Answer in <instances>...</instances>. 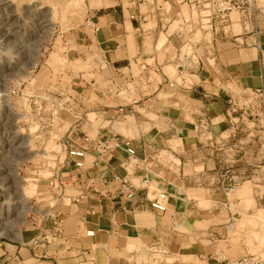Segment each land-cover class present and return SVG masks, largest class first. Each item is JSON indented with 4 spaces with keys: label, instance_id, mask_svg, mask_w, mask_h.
Returning <instances> with one entry per match:
<instances>
[{
    "label": "crops",
    "instance_id": "1",
    "mask_svg": "<svg viewBox=\"0 0 264 264\" xmlns=\"http://www.w3.org/2000/svg\"><path fill=\"white\" fill-rule=\"evenodd\" d=\"M190 1L87 0L88 16L98 30L78 32L77 51L82 54L80 46L92 43L109 74L98 80L89 72L72 76L62 97L69 106L67 129L130 138L138 159L152 157L150 183L145 186L142 171L122 150L95 167L87 157L85 174L107 193L55 208L64 219L61 244L32 249L0 241L3 263L162 264L169 252L200 256L203 235L197 226L214 217L205 204L222 192V168L243 180L235 190L238 198L254 204L247 178L257 175L264 184V171L254 168L262 159L264 95L252 94L264 88V3L254 0L238 12L237 21L232 12L206 18L203 27L194 20ZM189 51L194 55L187 59ZM236 95L250 98V104L234 133L225 101ZM114 172L127 173L142 195L146 188L149 196L168 192L167 210L134 209V201L115 192ZM80 191L77 184L67 189L70 195ZM242 210L248 213L245 206ZM175 227L184 232L172 231ZM85 229L95 234L85 237ZM195 232L199 235L192 240ZM33 234L30 230L25 239Z\"/></svg>",
    "mask_w": 264,
    "mask_h": 264
},
{
    "label": "rangeland",
    "instance_id": "2",
    "mask_svg": "<svg viewBox=\"0 0 264 264\" xmlns=\"http://www.w3.org/2000/svg\"><path fill=\"white\" fill-rule=\"evenodd\" d=\"M10 1L12 2V8L3 9L0 7V24L7 25L6 27H10L12 24L15 27L16 25L17 27H21L19 23H23L22 26H27L26 29H19V32L21 31L19 35H23L20 39L22 38L21 40L24 41V44L25 41L32 39L34 33L37 35L39 31L40 33L42 32L38 22L39 15L36 13L37 10L48 9L49 12L50 24L47 26L43 36L36 42V46L32 48L28 47L27 42L24 45L26 50L30 48L28 50L29 53L27 52L25 54L24 61L27 63L25 64L24 62L25 65L21 66V68L17 70L18 72L16 71L15 73L14 71V73L8 74L5 77L7 83L6 90L9 85H11L17 90V95L8 98L5 96L6 93H4V95H2L3 102L0 106V114H4V112H6L7 99L9 102L8 105L11 108L10 117L12 115L16 116L15 119L13 116L11 119L10 117H5V123L0 124V135L1 133L5 135V133L11 134L10 131H16L18 135L28 137L27 147L29 146L30 152L27 154L29 157L22 158H18L17 151L21 147H19L17 143H13L9 139L8 141L1 139L6 142V146L12 144L17 148L15 153H12V147L10 148L11 156L13 154L12 157L10 156L13 165L9 161V166L12 169V173H14L15 170V172L20 174V177L22 176L21 178L26 179V182H23L24 179H22V181L20 180V189L24 195L23 200L27 202L26 206H29L30 203L34 208L40 205L41 208L45 209L52 203H48L47 196H39L37 193L40 191L45 194L48 190L46 188L48 187L46 182L50 175V169L47 168L46 165L57 167L58 157L59 161H62L64 158V150L60 145V139L62 135L67 132L69 124L66 120L68 116V111L66 109H61L57 116L51 114L50 110L53 106L52 99H62L64 90L69 86L72 76L80 74V72H89V75H86L91 77L96 76L97 80L102 75L107 76L109 72L92 43V45L88 43L86 46H80L84 55L77 51V33L81 31H90V28L86 27L84 22V19L88 16L87 0ZM261 1L264 3V0ZM33 5L37 9L35 12L30 9ZM203 10L204 9H199L201 15L208 13ZM192 14L194 20H201L200 23H202V26L207 27V17L199 15L196 9H192ZM231 17L237 21L239 13L233 11ZM35 26L37 27L34 28ZM4 33L5 30H0V40L3 39L1 36H3ZM33 39L34 42L37 40L35 36ZM9 42L0 41V76L2 73L5 74V72L10 71V69L11 71L15 70L14 61L16 60V62H18L17 58L21 61L23 57H18L16 53L18 48L17 43H12L11 40ZM28 44H30V42H28ZM11 53L15 54L14 61L11 60ZM99 59L101 61L98 62ZM7 62H11L12 66L9 67ZM1 81L0 78V90H2ZM62 101L65 102L64 99H62ZM22 113L25 115H22ZM10 120H12V126ZM13 127L15 130L12 129ZM43 148L49 151L46 156H42V152H40ZM24 150L25 149H23V152ZM35 154L36 156H34ZM3 156L5 157V153H0V157ZM31 157H33L32 160H30ZM258 158L260 159L259 154ZM14 159L18 160L12 161ZM258 163V166L256 165L254 168L264 171V159H260ZM1 172L3 176L1 174L0 186H4L3 182L12 183L8 176H6L7 178L4 176L6 170ZM37 173H39V176H37V179H34V175H37ZM252 178L253 179H247L251 180L253 184V205H245V203L241 201V198H238L236 195L237 191H233L229 197H226L221 192L218 195H212L207 201L205 206L211 207L210 209L213 211L214 217H212L213 219L210 221L205 222L204 225L200 227L197 226V230L201 231L203 235L202 238L198 240L199 245L202 247L200 256H180L179 254L169 252L167 256H163L162 259L166 258V261L170 262L176 260V264H220L222 259L235 258L248 253L261 254L264 248V211H258L257 208L264 207V184L259 181L257 175ZM242 181L243 180L240 182ZM15 183L14 181V184ZM239 185H237V187ZM16 195L18 194L16 193ZM207 198L208 197H205L203 199L205 200ZM6 201L7 199H4L2 196L0 197V208H5ZM20 202L22 203V201ZM198 205L201 206L202 204ZM243 206L246 207L248 213L242 210ZM9 222L10 226L8 227L9 229L5 231L6 233H0V241L13 244L16 243L20 246L19 243L23 240L26 243L25 246H28L27 244H29L28 241L31 237L25 239V234L27 235L30 233L29 228H31V224L29 222H17L18 234L21 237V240H18L10 231V227L12 228L13 225L11 224V220ZM172 231L179 233L184 232L180 227L172 228ZM190 234L192 240L194 239V234L197 236L199 235L196 232ZM158 248L160 247H157V249ZM158 256L161 257L160 255H157V257ZM0 264H5L1 261V257Z\"/></svg>",
    "mask_w": 264,
    "mask_h": 264
},
{
    "label": "built area",
    "instance_id": "3",
    "mask_svg": "<svg viewBox=\"0 0 264 264\" xmlns=\"http://www.w3.org/2000/svg\"><path fill=\"white\" fill-rule=\"evenodd\" d=\"M253 4L254 0L190 1L191 9L198 10L199 14V9H204L203 11H207L208 13L201 16L207 17L208 19L213 16L224 17L233 11L244 12L252 7ZM84 22L85 26L90 28L93 32L98 30V27L95 25L91 17L87 16L84 19ZM193 55L192 51H189L185 55V58H191ZM5 93V96L9 98L13 95L16 96L18 92L15 87L9 85ZM252 94L255 98L262 97L264 95V88H256ZM1 96L2 95L0 94V106L3 102V97ZM249 100L250 98L236 95L229 96L225 101L227 122L234 133L241 129L242 124L247 118V116L244 115V109L249 106ZM52 102L53 106L50 111L53 116H57L61 109L69 111V106L66 102H63L62 99L53 98ZM22 115L25 114L22 113ZM60 145L64 150V158L62 161H59L58 157L57 167H51L48 164L46 165V167L50 169V175L47 178L48 190L45 194L40 191L37 193L39 196H47L48 203L52 204L44 209L41 208L40 205H38L37 208H34L33 205L29 203L30 209L25 215L24 222H29L31 224V228L29 229L34 232L28 241L29 244H27L32 249L38 247L40 244H44L46 248H48L61 244L65 241L66 236L63 227L64 219L61 214L56 211V207L58 208L66 204H76L81 200L88 198L90 195H105L107 193L106 189L100 190L97 188L93 177L85 174V161L87 160V157H91L90 166L95 167L100 164L107 163L108 158L113 153L122 150L126 153L128 162L130 164H134L136 169L142 171L141 180L145 183V186L150 183L149 174L151 171L148 166V161L151 160L152 157L144 156L143 158L138 159L136 156V149L130 138L122 137L112 131L107 132L106 135H100L96 132L92 135L70 128L62 135ZM27 149L29 150V147H27ZM40 152H42V156H46L49 151H46V149L43 148ZM36 154L34 156H36ZM260 155L261 158L264 159V144L260 149ZM32 159L33 157H31L30 160ZM70 171L72 173L68 174ZM18 176L20 177L19 173ZM37 176H39V173L34 175V179H37ZM218 176L221 183L222 193L226 197H229L235 187L239 184L240 180L237 175L233 174L227 168L220 169ZM102 181L104 183L108 182L105 177L102 178ZM111 181L115 183V192L118 195L124 197L128 201H134V209H150L158 212H165L167 210L169 194L165 190H156L151 196H149L148 188H146V193L142 195L130 182L127 173L122 175L114 172L112 174ZM23 182H26V179H24ZM73 184L80 186L81 191L76 195H70L67 192L68 187ZM0 187L1 196L6 199V191L9 190V187L7 185L3 187L1 185ZM9 198H11V195ZM14 201L15 199L13 202ZM11 205L13 208L10 210L15 212L18 204L11 203ZM91 212L94 213L95 210L91 209ZM94 234L95 232L93 229H85L83 232L85 237H91ZM19 244L25 245L26 243L21 240ZM17 264L23 263L17 262ZM162 264H174V262L164 261ZM220 264H264V248L261 255L243 254L235 258L222 259Z\"/></svg>",
    "mask_w": 264,
    "mask_h": 264
},
{
    "label": "bare ground",
    "instance_id": "4",
    "mask_svg": "<svg viewBox=\"0 0 264 264\" xmlns=\"http://www.w3.org/2000/svg\"><path fill=\"white\" fill-rule=\"evenodd\" d=\"M0 7H2L3 9H8V8H12V2L10 1V0H0ZM30 9L32 10V11H36L37 9H36V7L33 5V7L31 6L30 7ZM2 10V9H1ZM27 10V9H26ZM5 12V11H4ZM38 15H39V20H38V22H39V24H40V28H41V33H40V31H39V34H35L34 33V35H33V37L35 36V38H37V40L34 42V39H33V37H32V39H29L28 41H25V44H26V42H27V46L28 47H34V46H36V42H38V40L43 36V33L44 32H46V28H47V26L50 24V18H49V12H48V9H44V10H40V11H38L37 10V12H36ZM11 14H14V13H11ZM3 15V14H2ZM4 16V15H3ZM7 16V15H6ZM1 18V17H0ZM4 18V17H3ZM38 19V18H37ZM18 20V19H17ZM2 23V22H1ZM11 23V22H10ZM17 23V22H16ZM18 24V23H17ZM25 24V23H24ZM30 24V23H29ZM37 24V23H36ZM52 24V23H51ZM19 25L21 26V27H17V25H16V27L12 24L10 27H6L7 25H4V24H0V30H5V33H4V35L3 36H1V38H3L2 40H0V41H12V43L13 42H16L17 43V45H18V48H17V51H16V53L18 54V57H20V56H23L22 57V60L21 61H19V58H17L18 59V62H16V60L14 61V68H16L15 70H13V68H12V70L13 71H11V69H10V71H8V72H5V74H1V76H0V78H1V85H2V90H0V94L1 95H4V93H5V91H6V87H7V83H6V75H8V74H11V73H14V71H15V73H16V71L18 70V69H20L21 68V66H23V65H25L27 62H25L24 61V59H25V54L28 52V50L30 49H27L26 50V48L24 47V41L23 40H21L20 39V37H23V35L22 36H20L19 35V33L21 32H19V29L20 30H22V29H26V27H24V26H22L23 25V23H19ZM35 25V24H34ZM28 27H29V25H28ZM37 26H35L34 28H36ZM39 27V26H38ZM33 28V29H34ZM48 28H50V27H48ZM33 32V31H32ZM24 33V32H23ZM22 33V34H23ZM37 33V32H36ZM46 34V33H45ZM11 37V38H9V37ZM28 42H30V44H28ZM1 44V43H0ZM9 44H10V42H9ZM4 45V44H3ZM8 45V44H7ZM6 45V46H7ZM16 45V44H15ZM5 47V46H4ZM8 49V48H7ZM25 49V50H24ZM33 50V49H32ZM29 53V52H28ZM12 58V57H11ZM28 58V57H27ZM29 58H30V56H29ZM32 58V57H31ZM2 60V59H1ZM4 60V59H3ZM24 62H25V64H24ZM31 62V61H30ZM34 63V62H33ZM7 65L9 66V67H11L12 66V64H11V62H7ZM6 65V66H7ZM1 70V69H0ZM4 71V70H3ZM1 72V71H0ZM18 72V71H17ZM2 97V96H1ZM8 101H7V99H6V104H7V107H6V112H4V114H0V124H2V123H5V121H4V119H5V117L7 116V117H10V114H11V108H10V106L8 105ZM13 116V118L15 119V115H12ZM12 116L10 117V119L12 118ZM11 121V123H12V120H10ZM13 125V123L11 124V126ZM13 130H15L14 129V127L12 128ZM13 132V133H12ZM10 133L11 134H6L5 133V135H3V133H1V135H0V153H5V157L3 156V157H0V177H2L1 176V174H2V172L1 171H4V170H2V169H5L6 170V173L4 174V176H8L9 177V179L12 181V183H8V182H6V183H4L3 182V185L4 186H8L9 188V192H10V194H9V192L8 191H6V194H7V203H6V206H5V208H0V233L1 232H5L6 230H8L9 228V224H10V220H11V224L13 225V227L11 228L10 227V231L14 234V236H16V238H20V236H19V234H18V228H17V222L19 223V222H22L23 223V221L25 220V215H26V213H27V210H29L30 209V207L29 206H26V203L27 202H25L24 200H23V198H24V195L22 194V191H21V189H20V180L22 181V179H20L19 178V176H18V172H15V170H14V173H12V169L10 168V166H9V161H10V163L12 164V162H11V158H10V156H11V154H10V148L12 147V153H15V151L17 150V148H16V146H13L12 144L11 145H9V146H6V142L5 141H3V140H6V141H8V139L11 141V142H15V143H17L18 145H19V147H21V148H19V150L17 151V153H18V158L19 157H29V152H30V150H28V149H26V147H27V145H28V137H26V136H21V135H18L17 134V132L16 131H10ZM5 139H4V138ZM10 137V138H9ZM1 139H3V140H1ZM2 141V142H1ZM9 143V142H8ZM29 147V146H28ZM23 149H25L24 150V152H23ZM27 152H28V154H27ZM22 153H25V156H24V154H22ZM12 156H13V154H12ZM11 156V157H12ZM16 157V156H15ZM4 159V160H3ZM16 160H18V159H14V160H12V161H16ZM13 165V164H12ZM11 165V166H12ZM15 165H16V162H15ZM12 167H14V166H12ZM13 174V175H12ZM3 175V174H2ZM3 178H5V177H3ZM7 178V177H6ZM13 178V179H12ZM14 181L16 182L15 184H14ZM8 183V184H7ZM236 188H237V186L235 187V189L233 190L234 192H235V190H236ZM16 193L18 194V195H16ZM11 195V198H9V196ZM15 199V201L13 202V200ZM20 201H22V203H23V206H22V203L20 202ZM11 203H15V204H18L17 206V210L15 211V212H13L12 210H10V209H12L13 208V206L11 205ZM21 206H22V209H21ZM9 219V220H8ZM6 233V232H5ZM263 253V252H262ZM261 253V254H262ZM261 254H259V255H261Z\"/></svg>",
    "mask_w": 264,
    "mask_h": 264
},
{
    "label": "clouds",
    "instance_id": "5",
    "mask_svg": "<svg viewBox=\"0 0 264 264\" xmlns=\"http://www.w3.org/2000/svg\"><path fill=\"white\" fill-rule=\"evenodd\" d=\"M11 55H12V59H11V60L14 61V59H15V54H14V53H11Z\"/></svg>",
    "mask_w": 264,
    "mask_h": 264
}]
</instances>
